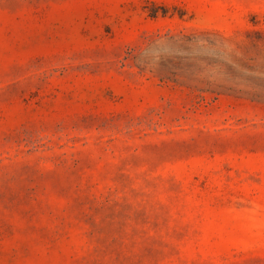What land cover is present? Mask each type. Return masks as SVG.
<instances>
[{"label": "rangeland", "instance_id": "1", "mask_svg": "<svg viewBox=\"0 0 264 264\" xmlns=\"http://www.w3.org/2000/svg\"><path fill=\"white\" fill-rule=\"evenodd\" d=\"M0 264H264V0H0Z\"/></svg>", "mask_w": 264, "mask_h": 264}]
</instances>
